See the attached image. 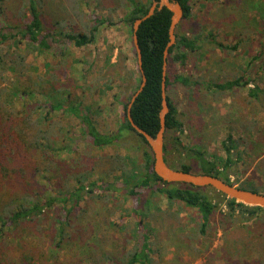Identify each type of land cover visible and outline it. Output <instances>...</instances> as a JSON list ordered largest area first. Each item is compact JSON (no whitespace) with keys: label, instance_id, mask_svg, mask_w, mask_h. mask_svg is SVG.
Returning <instances> with one entry per match:
<instances>
[{"label":"rangeland","instance_id":"rangeland-1","mask_svg":"<svg viewBox=\"0 0 264 264\" xmlns=\"http://www.w3.org/2000/svg\"><path fill=\"white\" fill-rule=\"evenodd\" d=\"M188 1L190 15L179 21L175 33L195 38L198 47L188 52L184 66L169 58L166 72L172 76L177 70L198 84L172 88L183 121L182 133L173 135L221 158L226 155L222 142L231 135L237 143L231 154L234 185L264 193V0ZM95 4L96 0H36L34 5L29 0H0V19L10 33H16L26 11L36 7L49 27L62 19L59 26L64 31L70 28L68 21L71 27L83 29L82 22L93 12L108 19L91 43H61L56 52L41 51L20 33L1 42L3 107L36 120L44 115L45 102L65 106L81 102L99 130L110 132L120 125L127 78L133 82L130 93L140 78L132 26L122 21L127 0H103V9ZM217 42L228 47L222 49ZM241 76L248 84L219 91L207 85ZM81 126L74 115L50 110L41 127L53 135L48 136V159L54 155L56 164L48 170V179L40 172L31 176L36 187L51 195L58 189L70 191L79 172H84L85 185L97 181L101 187L86 186L70 213L65 210L70 203L49 209L50 221L63 218L66 235L59 247L51 240L48 215L37 229L27 226L7 232L6 243L31 240L45 253L41 264H124L142 242L149 247L147 264H264V211L244 220L237 212L232 219L222 206L223 212L217 210L202 233L195 208L179 201L169 203L146 187L139 198L125 192L123 177L111 170L109 156L118 152L140 161L138 151L127 143L95 148L87 144ZM166 140L170 145V136ZM210 193L223 203L221 194ZM147 197L150 202L144 205Z\"/></svg>","mask_w":264,"mask_h":264},{"label":"trees","instance_id":"trees-1","mask_svg":"<svg viewBox=\"0 0 264 264\" xmlns=\"http://www.w3.org/2000/svg\"><path fill=\"white\" fill-rule=\"evenodd\" d=\"M29 1L31 5L36 4V0ZM178 1L184 11L183 17L189 16L191 9L189 1ZM151 2L152 0H127V4H124L126 11L122 21L132 26L137 17L147 12ZM103 6V0H96V8L103 9ZM114 7L111 9H114ZM33 10L26 11L23 17L25 19H23L21 25H18L16 33L5 31L6 25L0 19V43L15 38L14 35L20 33L22 37H26L29 43L38 47L41 51L49 49L56 52V46L61 43H71L75 46L91 43L96 38L99 27L108 22V19L102 14L93 12L88 16L89 20L87 22H82L83 29L71 27L72 23L68 21L70 28L68 31H64L59 26L62 19L55 20L49 27L44 23L41 11H38L37 7L35 11ZM261 11L264 13V7L261 8ZM170 20L171 12L162 7L144 20L137 30L146 83L133 101L130 114L134 122L152 136L155 135L159 127L158 113L161 108L163 51L169 40ZM175 37V43L168 48L166 61L171 58L180 66H184L188 59V52L197 49V40L185 34L175 33ZM217 45L222 49L228 47L219 42H217ZM61 51L58 50L57 52ZM139 75L140 83V71ZM139 83L134 86L133 92L138 88ZM243 83L248 84V80H243L241 76L224 82H211L207 85L209 88L214 87L213 89L219 91L244 85ZM127 84L124 88V95H127V98L122 103L121 123L114 131L110 132H103L98 129L90 113L81 102L70 106L45 102L42 105L43 108H46L44 115L36 120L29 119L28 115L25 114H16L0 104V264H41L45 257L44 252L38 251L37 246L29 239L25 241L22 238L20 243L13 245L6 243L7 232L22 231L27 226L37 229L38 225L40 226L46 219L50 208H57L58 205L66 206L67 203H70V207L65 209L70 213L73 208L79 205V200L86 186L89 185L91 190L93 187H101L97 181L88 182L85 185L83 182L85 179L84 172L75 175L76 185L72 186V189L68 192L58 189L56 194L51 195L45 194L44 187L42 189L36 187L32 176L40 172L43 177L48 179V170H51V165L55 163L52 160L54 155H51L52 159H48L49 137L51 138L53 135L47 133V130L41 127L50 110L60 109L77 117L82 125L81 133L87 144L95 148H102L114 143H127L135 148L138 151L140 161H137L133 156H122L118 152L109 156L112 162L111 170L119 171L121 173L120 178L123 177L122 183L125 192L139 198L140 193L146 188H150L152 194L164 195L169 203L179 201L185 206L195 208L199 215L200 232L202 233L211 223L215 212L217 210L223 212L222 206L227 208L225 213L232 219L237 212L242 215L241 219L244 220L253 218L258 211H264L262 207L249 206L228 198L209 186H193L185 183L166 182L160 179L152 169L153 158L147 141L131 126L127 119L126 106L132 93L129 90L133 85L131 79L127 78ZM178 84L190 89L198 82L196 79H192V76L177 70L172 73V76L169 75V71L166 72V99L169 111L165 117L164 160L174 169L211 174L234 185L230 171L235 160L231 158V154L236 149L237 143L231 135L227 137L226 141L222 142L226 154L225 158L217 155H207L197 146L184 144L178 135H173L174 132L182 133L183 131V121L179 118L180 111L173 103L171 94L172 88ZM169 136L171 138L170 145L166 140ZM183 156L187 159H183ZM178 158L183 159V161L178 160ZM128 160L131 161L132 165L128 163ZM236 186L260 192L251 187ZM210 191L221 194L224 199L223 203L215 200ZM149 202L150 199L147 197L143 204L147 205ZM134 212H137V210H134ZM61 219L60 217H53L50 221L48 215V220L51 222L49 234L56 247L60 246L66 235L65 226H63ZM138 220L139 225H142L141 220ZM143 238H148L145 231ZM148 248L146 242H142L137 250L135 249L134 252L130 253L129 260L124 264H147L150 261L147 255Z\"/></svg>","mask_w":264,"mask_h":264},{"label":"water","instance_id":"water-1","mask_svg":"<svg viewBox=\"0 0 264 264\" xmlns=\"http://www.w3.org/2000/svg\"><path fill=\"white\" fill-rule=\"evenodd\" d=\"M162 7L167 8L171 12V20L168 29L169 40L163 51V65H162V78H161V108L158 113L159 127L155 135L152 136L146 130L138 126L131 117L130 108L142 91L146 83V76L142 69V57L141 50L137 39V30L139 25L150 16L154 14L155 11L160 10ZM184 11L178 0H152L147 12L139 17H137L132 23V40L136 51L138 68L141 74V79L138 88L132 93L130 100L126 106V116L131 126L141 134L149 146L153 163L152 169L154 173L163 181L166 182H177L185 183L193 186H209L225 195L228 198L234 199L237 202L249 206H259L264 208V193L255 192L248 189L240 188L236 185H232L221 178L206 174V173H194L187 172L179 169H174L166 163L164 160V132H165V117L169 111L168 102L166 99V57L168 54V48L175 43V28L179 21L183 18Z\"/></svg>","mask_w":264,"mask_h":264}]
</instances>
